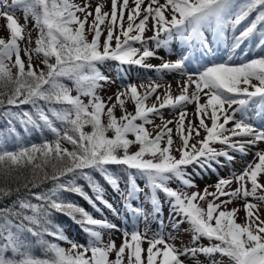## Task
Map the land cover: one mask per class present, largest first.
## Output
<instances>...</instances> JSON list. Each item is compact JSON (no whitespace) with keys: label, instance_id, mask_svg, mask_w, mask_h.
<instances>
[{"label":"snow or ice","instance_id":"6c2138e0","mask_svg":"<svg viewBox=\"0 0 264 264\" xmlns=\"http://www.w3.org/2000/svg\"><path fill=\"white\" fill-rule=\"evenodd\" d=\"M110 3V11L97 4L93 13L87 5L80 7L72 0H0V16L6 19L10 33L8 38H0V107H5L3 115L9 117L10 126L19 121L26 131L31 128L41 133L39 143H24L19 137L11 143L14 127L7 135L0 133V200L15 196L10 205L0 208V264H201V255L209 264H264V219L257 205L244 204V223L236 221L237 208L227 207L234 198L264 201V195H257L264 190V183L258 180L264 174V148L259 147L264 143V125L256 126L249 115L254 109L264 120V0ZM17 8H23L25 25L15 17ZM29 16L38 33L34 47L31 32L25 35ZM146 31L153 34L145 36ZM86 33H91L90 40ZM133 42L140 46L134 47ZM220 44L226 59L218 56ZM247 44L257 51L245 48ZM161 49L175 55V61L148 63L149 58L162 59ZM32 53L42 54L40 63H33ZM108 60L157 73L176 72L186 78L179 85V95L173 96L171 91L163 98L156 95L155 100L162 101L158 106L145 103L161 87L154 83L139 85L143 93L137 84H128L115 94V102L111 96L106 102L98 90L109 78L97 65ZM65 80L72 82L76 95ZM129 98L134 102V114L125 108ZM193 102L195 122L186 123L188 114L180 111L177 119L156 126L155 133L145 127L153 122L151 116L162 118V109L183 108ZM23 105L31 110H24ZM13 107L20 110L12 111ZM117 108L123 112L119 117ZM86 126L91 131H85ZM45 129L53 139L43 135ZM201 130L205 132L202 139ZM174 133L181 141L175 149ZM217 143L222 146L219 150L214 146ZM130 146L137 150L131 151ZM254 147L258 150L242 171L231 174L239 185L235 189L228 190L231 178L217 175L215 184L206 185L203 192L185 191L198 187L193 178L197 168L215 172L213 165L223 167L221 157L231 164L236 154L247 156ZM48 166L51 173L43 171ZM112 166L119 170L113 171ZM190 167L193 172L187 171ZM26 168L32 169L33 179L21 181L19 174ZM41 171L39 182L50 180L53 186L32 192ZM97 173L129 204L142 191L137 180H145L155 213L162 210L157 192L166 194L171 214L177 218L173 228L187 223L191 246L178 248L170 242L175 239L171 233L159 232L147 240L145 250L142 244L148 233L141 234L136 225L131 232L123 231L119 247L114 240L105 243L103 230H119L118 226L94 217L64 195H77L101 216L99 205L115 211ZM172 180L183 187L173 189L169 186ZM209 187L215 191L209 192ZM131 210L138 217L145 215L142 208ZM53 213L78 224L87 234V243L66 235L53 223ZM203 239L208 245L201 244ZM54 241L67 242L70 247ZM112 254L114 259H110ZM216 254L219 259L214 258Z\"/></svg>","mask_w":264,"mask_h":264},{"label":"rangeland","instance_id":"374dc122","mask_svg":"<svg viewBox=\"0 0 264 264\" xmlns=\"http://www.w3.org/2000/svg\"><path fill=\"white\" fill-rule=\"evenodd\" d=\"M88 3L84 4V1H79V3L84 4L80 7H84L85 5H87V10L91 11V12H95V7L97 6V4H103L105 7L103 10L105 11H110L111 8V3L110 0H87ZM9 3H11V0H8ZM161 2H163V0H161ZM15 16L16 19L20 22L21 25H25V19H24V12H23V8H20L19 11H15ZM78 15L81 16V18H83V13H78ZM91 18H89V22H90ZM150 22H151V18H150ZM6 24L7 21L3 16H0V37L3 36L4 38H8L9 37V31L6 28ZM126 26V24H125ZM102 28L104 27L103 25L101 26ZM86 28H87V24H86ZM31 32V36H32V40H33V44L32 47H34V41L37 37V30L34 29V20L32 19L31 16L28 17V21L27 24L25 26V35L28 34V32ZM91 34V33H90ZM153 33L151 31H146L145 32V36H151ZM123 40V37H121ZM212 37L209 35V39H211ZM104 39V36L102 35L101 40ZM115 44V41H113V45ZM133 46L134 47H139L140 45L138 43L133 42ZM173 49H175L176 47V42H173ZM245 48H251L252 52L255 53L257 51V49H255L252 44H247L244 46ZM220 49L221 51L218 53V56L223 57L224 59L227 58V52L224 49V45L220 44ZM221 53H224V55H222ZM39 55H37L36 53H32V60L34 64L40 63L38 61V57ZM159 56L162 57V59L159 58H149L148 59V63H151L153 65H159L160 63H162L163 61L166 60H171V61H175V59L177 58L175 55H167L166 54V50L161 49L159 51ZM22 58L23 59H27V57L23 56L22 53ZM240 59H243V56H239ZM112 63V61H110ZM111 63L109 64V67L106 66V70L111 71L112 73H115V77L116 80L112 81L113 85H114V89H110L109 91H104V97H105V101L107 102V98L108 97H113V100L111 102H115V94L118 91H123L125 90V87L128 84H125L124 82L126 81V77L125 75H123L122 73L117 71L116 65L112 67ZM114 64H117L116 62H114ZM138 66V67H137ZM132 65L131 64V68H132V83L137 84L138 86V90L143 93L144 89L139 88V85L144 84L145 87H147L150 83H154V84H159L161 87L158 88L157 92L155 94H153L152 96H150L147 100H146V105L147 106H151L152 103L156 102L157 106L159 105L160 102L162 101H156L155 97L156 95L161 96V98H163L164 94L166 91H171V93L173 94V96L175 95H179L180 94V87L179 85L182 84L183 79L185 78H181L178 73L176 72H167L165 71V75H166V79H163L162 81H158V80H153L154 77L151 76V74L155 71L154 69H147L145 71L141 70V66L139 65ZM125 69V67H124ZM113 73V75H114ZM192 89L190 88L189 91H191ZM109 102V103H111ZM195 103H189L184 105L183 108H177V109H170V108H165L162 111V118L159 117L157 119H155L156 121L154 122V126L153 128L149 131L152 133H155L158 129L156 126H163L167 121L169 120H173V119H177L179 112L180 111H186L187 112V118H186V123L187 120H192V121H196L197 117L195 116ZM235 107V106H233ZM125 108L127 109V111L132 112L135 110L134 108V102L131 101V99H127L126 103H125ZM115 114L119 117L120 115L123 114V112L117 108L115 109ZM249 115L252 117V119L254 120L256 126H261L264 125V120H261L259 117H257L255 115V110H251ZM102 119H104L106 121V117H102ZM231 125V124H229ZM228 125V126H229ZM170 127H174L173 125H169ZM86 130H90V126H86L85 127ZM109 135H112L111 132L108 133ZM205 135L204 130H201L200 132V139H202ZM174 144H173V148H177L181 141L179 140L178 135H176L174 133ZM191 142H195V141H191ZM67 144H65L66 146ZM69 146V145H68ZM260 148H264V143H261L259 145ZM131 151H136L137 150V146H130ZM174 155H179L178 152L173 153ZM253 156V155H252ZM252 159V157H251ZM251 159H249L248 161H250ZM237 163H240L242 165L245 166V161L241 160V161H236ZM241 168V171L243 169V167ZM239 173H237L238 175ZM21 178H22V173L20 174ZM225 178H231L233 180L231 187L228 189L229 191H231L232 189H235L236 187H238L239 185L237 184V182L235 181V178L232 177L231 174H227L226 176H222ZM258 180L261 183H264V174H261L258 177ZM216 182V180H215ZM215 183H212L210 185H214ZM247 186L250 188V182H248ZM201 188V189H200ZM197 188L195 190L192 191H200L203 192L205 187H200ZM123 189V188H122ZM148 192L149 188H145L142 189V191L138 194V198H134L132 199L133 203H134V207L132 208H142L144 210L145 215L144 216H137L133 211L131 212H127L126 208L119 202H117L116 200H114L113 198L109 197V202L112 203L113 208L115 209V211L109 210L108 208H105V214L104 216L101 214H98V217L96 218H105L107 219L109 222L116 224L119 228V230H114V229H104L103 233H102V238L104 240L105 243L109 242L110 240H114L116 243V246L119 247V245L123 242L124 240V236H123V231L125 229L129 230V232H131V230H133V226L136 225L138 227V230L140 231L141 234H143L145 231H147L148 236L145 238L144 243L142 244V247L146 250L148 247L147 244V240L150 239L152 237L153 234L155 233H159V232H163L164 234H168L171 233L173 237H175V239L171 240V243H174L178 248H182L184 246H191V229L189 227V225L187 223H184L183 226H179V229H174L172 223L169 222V213L166 205H161L162 210L159 213H155L154 211L150 210V207L148 204L145 203L146 201V197L147 195L144 194V192ZM191 190L188 191L189 193L192 192ZM209 192H214L215 188L214 187H209L208 188ZM126 194V193H125ZM257 195H264V190H258ZM208 199H211V197H208ZM246 202H251L253 204H256L259 212H260V216L262 219H264V201H260V200H256L252 197L247 198V200L242 199V198H234L233 202L230 203L227 207L228 209H231L233 207L237 208L238 211L235 214L236 217V221L238 223H244L245 222V209H244V204ZM157 216L158 221H155L154 217ZM68 229V228H66ZM69 237L80 243V244H86L87 242H84L82 237H73L72 235L69 234ZM50 240H52L51 237H49ZM54 242H58L61 244L62 247L65 248H69L70 245L67 242L64 241H54ZM209 241L207 239H203L201 241V244L203 245H208ZM127 254V250L125 253V257ZM146 254V253H145ZM215 259H219L220 256L219 254H216V256L214 257ZM110 259H114V254L110 255ZM201 264H209V261L203 256L201 255L199 257ZM227 258H225L226 260ZM185 264H189L188 261H185Z\"/></svg>","mask_w":264,"mask_h":264},{"label":"trees","instance_id":"16d2710c","mask_svg":"<svg viewBox=\"0 0 264 264\" xmlns=\"http://www.w3.org/2000/svg\"><path fill=\"white\" fill-rule=\"evenodd\" d=\"M80 0H72L73 3L77 4L78 6H82L84 4H87L88 1L87 0H81V1H84L85 3L84 4H81L79 3ZM20 8H17L15 11H19ZM16 15V14H15ZM16 17V16H15ZM88 35V38L89 40L91 39V34L90 33H86ZM9 36H10V33H9ZM0 38H4L3 36H1ZM38 57V56H37ZM42 59V54L39 55L38 57V61L40 62V60ZM104 64L105 62H102L100 64L97 65V67L100 69L101 71V68L100 67H104ZM43 67V65H41ZM105 76H107L109 79L108 81L104 82L102 81L101 84H102V87L98 90V94L105 99L104 97V94L103 92L104 91H109L110 89H114V85L113 83H111V76L110 74H106L105 72L103 73ZM66 83L69 84L70 87H73V92L72 94L73 95H76V92H75V89H74V86L72 85V82L71 81H67L65 80ZM82 99L87 102V97H82ZM21 108H23L24 110H27V111H30L31 110V107L29 105H23L21 106ZM20 109H17L15 107L12 108V111H19ZM5 111V107H0V133H4V134H9L11 132V128L14 127L15 128V132L11 134V136H9V140L11 143H15L17 137H19V139L24 142V143H29V142H40L41 141V133L37 130H32L31 128L26 131L24 126L20 124L19 121H13L12 125L10 126L9 125V117L3 115V112ZM132 113L134 114L135 113V110L132 111ZM156 118L155 115L151 116L150 119H152V121ZM138 123L140 121H137ZM153 122L152 123H149V124H146L145 127L147 128H151ZM86 131H91L90 130H86ZM43 135L45 137H47L49 140L53 139V135L51 132H49L47 129L44 130V133ZM66 147H68L69 149H71V145L68 146V144L66 145ZM253 150V149H252ZM257 151V150H256ZM112 170L113 171H118V166H112ZM43 171H47L49 173H51V167L48 166L46 167ZM43 171L41 172H38L36 174V177H37V187H34V188H31V191L32 192H40V191H44V190H47L49 188H51L53 185H52V182L50 180L48 181H43V183H40V178H42L43 176ZM21 174V173H20ZM19 174V175H20ZM96 175V178L98 180H100V182L103 184L104 188H105V195L106 193L108 192L109 189H111V187L103 180L102 177L99 176V174H95ZM27 179V180H32L33 179V172H32V169L31 168H26L23 170L22 172V178H21V181H23L24 179ZM78 183H81V184H85L86 186V182H84L83 180H79L77 181ZM13 187H15V184L12 185ZM206 185L205 184H201L199 185L198 187H205ZM201 189V188H200ZM192 191V190H195V188H188L187 191ZM89 194L91 195V192L89 190ZM65 197L69 200H74L76 201L78 204H80L81 206L85 207L86 210H88L89 212H91L94 217H98V213L95 212V210L86 202L84 201L82 198L78 197L77 195L75 194H71V193H64ZM105 198L107 199V197L105 196ZM15 199V196L11 197V198H5V199H2L0 200V208H3L7 205H10L12 203V200ZM33 203H36L37 201H35L33 199L32 201ZM101 207V209H103V205H99ZM52 220H53V223L54 224H58L62 227V229L65 231V234L69 236V232H70V225H72V229L73 231H78V228L74 227V223L72 222L71 219H69L66 215L64 214H60V213H53L52 215ZM68 228V229H66ZM80 233V231H79ZM84 233V232H83ZM84 235H87L86 233H84ZM49 239V237H47ZM37 254H39V250L37 249Z\"/></svg>","mask_w":264,"mask_h":264},{"label":"bare ground","instance_id":"6f19581e","mask_svg":"<svg viewBox=\"0 0 264 264\" xmlns=\"http://www.w3.org/2000/svg\"><path fill=\"white\" fill-rule=\"evenodd\" d=\"M167 208H169V206H167Z\"/></svg>","mask_w":264,"mask_h":264}]
</instances>
